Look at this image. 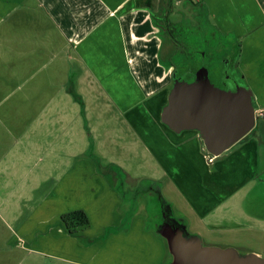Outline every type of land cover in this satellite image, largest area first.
I'll return each mask as SVG.
<instances>
[{"label":"crops","instance_id":"crops-1","mask_svg":"<svg viewBox=\"0 0 264 264\" xmlns=\"http://www.w3.org/2000/svg\"><path fill=\"white\" fill-rule=\"evenodd\" d=\"M192 1H202L209 26L237 46L255 107L264 109V0ZM182 2L0 0V60L13 68L0 71L1 87L28 86L29 108L44 105L30 118L50 125L48 144L32 131L27 148L19 137L20 149L0 153L4 249L62 264H169L166 240L146 225L149 188L206 246L211 234L253 241L264 232V119L212 163L198 131L178 134L162 123L179 54L162 28L166 20L176 34L177 12L191 9ZM76 210L91 226L71 236L61 218Z\"/></svg>","mask_w":264,"mask_h":264},{"label":"water","instance_id":"water-1","mask_svg":"<svg viewBox=\"0 0 264 264\" xmlns=\"http://www.w3.org/2000/svg\"><path fill=\"white\" fill-rule=\"evenodd\" d=\"M254 94L250 88L235 92L215 87L206 77L189 83L176 79L168 105L162 112V123L175 133L198 131L209 154L218 158L241 141L255 126ZM146 225L160 224L150 229L162 236L171 256L169 264H264L256 253L240 254L234 248L221 249L204 245L197 235H190L180 226L163 222V214L155 204Z\"/></svg>","mask_w":264,"mask_h":264},{"label":"rangeland","instance_id":"rangeland-1","mask_svg":"<svg viewBox=\"0 0 264 264\" xmlns=\"http://www.w3.org/2000/svg\"><path fill=\"white\" fill-rule=\"evenodd\" d=\"M185 1L190 3V0H185ZM185 3L186 2H182L181 4H179L181 10L186 5ZM189 5L191 9L188 13L187 10H185L187 14H185L183 11L177 12L179 16L176 14V18L179 19V26L176 30V35H177L176 39L179 41H183L186 44V46L189 47L190 56H192L193 59L195 60V63L192 65H195L196 69L200 65L207 66L206 60H204V58L202 60V55L204 56L205 54L207 57L208 54L209 55L211 54L209 59L210 66L213 67V68L210 67L211 69H214L218 65L224 67V64H227L229 59L233 60L234 53H237V50L234 48L232 42L227 41L226 37H222L218 33H214L212 28H211V32H212L211 34V32L208 31V29H206L207 24L203 22L204 19L206 18L202 16L203 17L202 19V17L199 16L201 15V13H203V11H201V8L200 7L196 8L195 6H192L191 3ZM208 39L212 43V47L209 48H208ZM165 45H167V49L169 51H172L173 45L169 44L168 42H166ZM162 58L167 62L166 55H163ZM174 59L181 64L185 63V61H189L186 60V57L182 54H177L176 57H174ZM2 63L3 64H1V60H0V71H13L12 61L2 60ZM183 67L182 66L179 67L180 71L184 70ZM24 76H26V78H24L26 79V83H29L30 75H23L22 77ZM178 76L184 78L185 75H183V73L180 72ZM1 83L2 81L0 79V153L7 151L16 152L18 149H20V146L18 145L19 137L21 138L24 137L25 148H27L28 138L31 136L32 131L33 134L38 135L37 136L38 141H40L44 145L48 144L50 142V138L45 132L48 131L50 125L47 124L45 120H43L44 117L41 118L39 117V119L30 118V110L33 112H38L37 113L38 116L44 114V109H43L44 105L40 107V102L42 100L36 103L35 107H38L37 109H30L29 100H28L29 98L28 86H23V89L19 90L17 86H13V85L2 88ZM241 83L247 85V82L245 80L244 82L241 81ZM32 123L34 124L32 125ZM39 165L42 166L43 162H39L38 166ZM108 166L104 167L103 165L102 167L106 169ZM0 177L4 179L1 172H0ZM146 183L147 182H145V184ZM258 189L260 193H262V199H263L264 176L260 181ZM151 212L152 211L146 213L147 215H149V217L151 216L150 219H152V214H150ZM151 223H153V220L151 221ZM0 231H4L3 234H10V230L6 226L5 220L1 218V215H0ZM250 236L243 237L239 234H227V233H223L222 235L211 234L210 236L205 238L206 240L205 243L221 249H227L233 247L237 249L240 252V254H246L248 252L258 249H259L258 251L261 252V248L264 247V232L256 233V237L253 235L256 238V240L253 241L250 240ZM154 246L156 248L155 259L158 260L160 259L158 248L156 245ZM148 253L150 257H152L153 253L150 250L148 251ZM166 253H167V248L165 254ZM260 254H262L261 256L264 257V252H261ZM0 264H62V263L57 261L56 259L50 257L47 258L45 256L37 255L23 250L15 249L9 252L8 250L3 248L0 240Z\"/></svg>","mask_w":264,"mask_h":264},{"label":"flooded vegetation","instance_id":"flooded-vegetation-1","mask_svg":"<svg viewBox=\"0 0 264 264\" xmlns=\"http://www.w3.org/2000/svg\"><path fill=\"white\" fill-rule=\"evenodd\" d=\"M164 30L167 33V35L171 36L172 41L175 42V45L177 47V52L179 54L184 55L186 57V60H189V61H185V63L186 62H188V63H186V64L184 63L185 66L183 67L184 68L183 71H180L179 68L175 69L174 81L176 79H179L181 81L194 83V82H196V80H198V78H203V77L207 76L208 80L215 87H217V88H219L221 90H224V91L235 92L240 87L249 88L248 84L245 85L243 83L244 84L243 85L241 83V81L244 82V78H243V75H242V73H241V71L239 69V63H238L237 58L234 57L233 60L229 59L227 64H224V67L218 65L214 69H211L210 67H212V66H210V60H209L211 54L210 55L208 54V57L205 54L204 56L202 55V60H203V58H204V60H206V64H207L208 67L205 66V65L204 66L200 65L196 69L195 65H192V64L195 63V60L193 59L192 56H190V52H189L190 49L187 50L186 44L183 41H179V40L176 39L177 35L175 33H173V30L171 29L170 26H168V24L166 23V20H165ZM208 31L211 32V27L209 26V24H208ZM211 34H212V32H211ZM208 36H209V34H208ZM209 47H212V43L208 39V48ZM208 53H210V52H208ZM187 57H189V58H187ZM189 65H192V66H189ZM197 65H199V64H197ZM180 72L183 73V75H185L184 78H181V77L178 76V74ZM254 107H255V104H254ZM255 118H256V122H255L256 126H254L252 131H250V133L247 134L238 143L245 141L246 138L249 135H253V134L256 133L257 124L260 122L261 119H264V109L259 110V109H257L255 107ZM238 143H236V144H238ZM233 147H231L230 149H232ZM147 192H149L148 198H149V200H151L150 204L151 203L155 204V206L157 208L160 207L159 208L161 210L160 212H162V214H163V220L162 221L165 222V223H168V224H170L172 226H181L188 233V231L186 229L185 222L182 221L180 218H178L176 215H174L172 210L170 209V207H168L166 204H164V202L162 201L161 196L159 195V193L157 191H155L153 188L147 189ZM140 196H141V194L140 195L138 194V197H140ZM146 197H145L144 200H142L141 206H143V213H144L145 217L147 218V215H146V206H147ZM137 200H138V198H137ZM261 214L264 215V211L261 212ZM159 224H160V220L157 221V222L150 223L148 228L153 229Z\"/></svg>","mask_w":264,"mask_h":264},{"label":"trees","instance_id":"trees-1","mask_svg":"<svg viewBox=\"0 0 264 264\" xmlns=\"http://www.w3.org/2000/svg\"><path fill=\"white\" fill-rule=\"evenodd\" d=\"M168 1L171 2V0H168ZM162 2H164V3L166 2V4H167V0H162ZM190 3L192 6H195L196 8H198V7L201 8V11H203V13H201V15H199V16H201V17L204 16L206 18V19H204L203 22L206 23L208 26L207 12H206V9L203 5V2L200 1L198 3H194V2H192V0H190ZM190 3L186 2V4H190ZM165 9H166L165 11L167 12L168 7H166ZM202 19H203V17H202ZM162 29L164 30V28H162ZM213 31H214V33H216L214 28H213ZM233 46H234V48L237 47L235 45H233ZM234 57L237 58V60H238L239 59V52L234 53ZM173 62H174L173 65L176 66L177 68H179L180 66H182V67L185 66L184 63L181 64L178 61H176L174 58H173ZM170 66H172V65H170ZM75 98L83 108L82 100L77 96H75ZM110 169L113 172L118 173V175L121 173L120 169L114 165H109L103 171H104V173H107L106 171L110 170ZM61 219H62V223L64 224L65 229L67 230V232L71 236H77V235H79L80 232L87 230L91 226L90 218L84 210H76V211L66 213L62 216Z\"/></svg>","mask_w":264,"mask_h":264},{"label":"built area","instance_id":"built-area-1","mask_svg":"<svg viewBox=\"0 0 264 264\" xmlns=\"http://www.w3.org/2000/svg\"><path fill=\"white\" fill-rule=\"evenodd\" d=\"M216 157L212 156L211 154H206V160L208 163H212L215 160Z\"/></svg>","mask_w":264,"mask_h":264}]
</instances>
